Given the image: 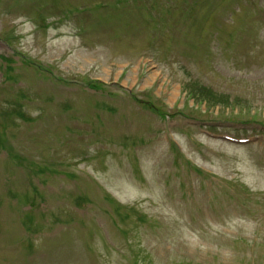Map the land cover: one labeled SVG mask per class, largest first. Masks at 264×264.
<instances>
[{"label": "rangeland", "instance_id": "rangeland-1", "mask_svg": "<svg viewBox=\"0 0 264 264\" xmlns=\"http://www.w3.org/2000/svg\"><path fill=\"white\" fill-rule=\"evenodd\" d=\"M0 264H264V0H0Z\"/></svg>", "mask_w": 264, "mask_h": 264}, {"label": "trees", "instance_id": "trees-1", "mask_svg": "<svg viewBox=\"0 0 264 264\" xmlns=\"http://www.w3.org/2000/svg\"><path fill=\"white\" fill-rule=\"evenodd\" d=\"M187 95L194 100V102H205L207 105L223 104L225 101H220V97L209 95V88L203 85L186 86Z\"/></svg>", "mask_w": 264, "mask_h": 264}]
</instances>
